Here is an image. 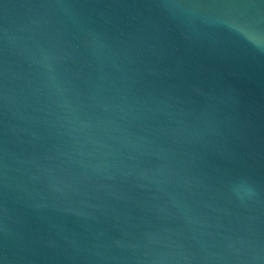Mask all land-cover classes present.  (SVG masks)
Masks as SVG:
<instances>
[{"label":"water","instance_id":"water-1","mask_svg":"<svg viewBox=\"0 0 264 264\" xmlns=\"http://www.w3.org/2000/svg\"><path fill=\"white\" fill-rule=\"evenodd\" d=\"M0 264H264V0H0Z\"/></svg>","mask_w":264,"mask_h":264}]
</instances>
